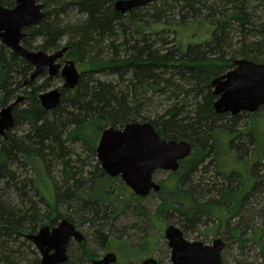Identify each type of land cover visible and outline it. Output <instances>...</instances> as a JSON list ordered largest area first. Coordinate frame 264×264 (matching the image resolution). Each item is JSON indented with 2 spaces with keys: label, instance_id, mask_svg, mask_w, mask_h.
<instances>
[{
  "label": "trees",
  "instance_id": "obj_1",
  "mask_svg": "<svg viewBox=\"0 0 264 264\" xmlns=\"http://www.w3.org/2000/svg\"><path fill=\"white\" fill-rule=\"evenodd\" d=\"M39 1L43 18L23 30L22 45L52 52L65 41L64 60L85 69L45 110L38 95L59 76L23 85L31 65L0 42V108L24 97L0 135V264H41L24 235L62 218L87 224L102 246L125 214L150 219L144 197L117 187L96 158L101 131L129 122L192 145L159 182L164 216L183 233L219 219L242 245L235 218L245 205L259 203L264 219V116L217 113L211 80L236 59L264 63V0H153L124 13L115 0ZM200 24L211 26L210 38L184 49L179 29ZM257 229L250 238L259 243L264 222Z\"/></svg>",
  "mask_w": 264,
  "mask_h": 264
},
{
  "label": "water",
  "instance_id": "obj_2",
  "mask_svg": "<svg viewBox=\"0 0 264 264\" xmlns=\"http://www.w3.org/2000/svg\"><path fill=\"white\" fill-rule=\"evenodd\" d=\"M153 0H115L114 8L122 13L134 7L144 6ZM44 15V5L39 0H15L12 7L0 4V42L31 65L29 75L23 81L27 86L40 75L62 78L61 88L39 93L38 100L45 110L54 108L60 99V89L76 87L80 73L73 60L60 59L68 47L52 52L30 50L21 41L23 30L37 25ZM212 92L216 96L213 107L217 113L235 115L239 112L253 113L264 107V63L248 59H236L232 68L211 80ZM24 97L18 96L0 108V135L5 137L13 127L12 108ZM192 145L185 140L165 139L149 122H129L121 128L112 126L101 131L96 158L100 167L110 177H119L131 191L141 197L150 192H159L160 183L154 180L157 171L174 172L179 162L190 155ZM164 237L171 249L173 264H221V251L225 245L221 238L211 244L188 241L182 230L173 224L166 227ZM36 248L41 264H59L66 259V245L70 238L78 242L83 234L69 220L62 218L57 225L42 226L34 234L24 235ZM114 258V256H111ZM107 260L94 264H107ZM143 264H146L143 263Z\"/></svg>",
  "mask_w": 264,
  "mask_h": 264
},
{
  "label": "rangeland",
  "instance_id": "obj_3",
  "mask_svg": "<svg viewBox=\"0 0 264 264\" xmlns=\"http://www.w3.org/2000/svg\"><path fill=\"white\" fill-rule=\"evenodd\" d=\"M211 30V26L207 24H200L195 28L186 27L184 29H179L183 48L185 49L188 44L200 43L208 40L211 36ZM63 44H65V41H62L61 45ZM76 68L78 72L81 73L85 69V66L76 63ZM46 76V72L40 75L35 80L36 85L41 84L46 79ZM62 83V78H54L44 91L53 88H61ZM257 111L260 116H264V107H260ZM261 120L263 125L264 120ZM167 175L168 172L166 171H157L153 177L154 180L160 182L165 179ZM116 178L117 180H115L114 184L117 187H121L124 183L119 177ZM128 190H130V188H128ZM160 199L161 197L158 192H151L148 196L144 197L140 204L143 209H146L148 213L151 214L150 219L143 221L139 220L131 213L125 214L116 221L114 231L111 232L109 237H107L103 246L100 245L99 241L93 237L92 230L87 224H82L80 222L75 223L78 229L86 236L87 241L85 243V247L87 249H92L96 255H100L101 251L107 249L119 250L121 251V257H123L121 259V263L126 264L125 259L128 257L130 259L132 258L129 255V252L126 253L124 251V247L122 245L129 243L130 246H134L135 243H138L137 245L139 246V244L142 243L144 245L142 246L143 249H139L132 254L134 264L149 251L154 253L153 255L159 259L160 264H169L170 249L164 238V232L168 225H178L176 224V220L173 216H164L162 210L158 208ZM261 207L262 206H260L259 203L251 200L240 212L243 219L241 220L239 218H235L236 222L238 221L241 225H243V227H245L244 234L242 235V245H240L238 241H234L227 237L225 234L227 226H225L219 219H211L210 221H207L206 226L200 225L196 231L183 233L184 237L188 241H201L205 244H211L214 239L221 238L225 243L221 251V264H264V235L261 237L259 243L254 242L250 238L252 229L258 230V224L264 222V219L262 218L263 213L259 212V208ZM62 210L64 215L69 214L64 207H62ZM228 226L230 227L231 224ZM137 240L138 242H136ZM68 253L71 257V261L75 263L80 261L81 264H87L81 259V252L77 249L76 244L72 243L70 245ZM30 260H32L31 257Z\"/></svg>",
  "mask_w": 264,
  "mask_h": 264
},
{
  "label": "flooded vegetation",
  "instance_id": "obj_4",
  "mask_svg": "<svg viewBox=\"0 0 264 264\" xmlns=\"http://www.w3.org/2000/svg\"><path fill=\"white\" fill-rule=\"evenodd\" d=\"M63 46H66V45H62L61 47H63ZM65 54V53H64ZM65 60H64V56L60 59V62L61 63H63ZM151 193V192H150ZM149 193V194H150ZM148 194V195H149ZM148 195H146V196H148ZM145 196V197H146ZM58 223V222H57ZM57 223L55 224V225H57ZM55 225H53V226H55ZM53 226H51V227H53ZM76 228L78 229V227L76 226ZM79 230V229H78ZM80 231V230H79ZM81 232V231H80ZM82 234H83V232H81ZM184 235V234H183ZM83 236H84V240L82 241V242H78L77 240H75L74 238H70L69 240H68V243H67V245H66V259L63 261V262H61V263H59V264H81V262L79 261V262H77V263H75V262H73V261H71V257H70V255H69V253H68V250H69V248H70V245L72 244V243H74V244H76V247H77V249L81 252V254H80V257H81V259L82 260H84L87 264H94V261H99V260H107V259H112V260H110V261H108L107 262V264H122L121 263V259L123 258V257H121L122 255L120 254V252L121 251H119V250H112V249H107V250H103V251H101V254L100 255H96V253L92 250V249H87L86 247H85V243H86V241H87V239H86V236L83 234ZM165 238V237H164ZM166 240V239H165ZM136 242H138V240L136 241ZM166 242H167V240H166ZM212 243V242H211ZM138 243H135V245L134 246H130L129 245V243H127V244H123L122 246L124 247V251L127 253V252H129V255L131 256V258L132 259H130L129 257L128 258H126L125 260H126V264H134V260H133V257H132V254L133 253H135L137 250H139V249H143V247L142 246H144L142 243L141 244H139V246H141V247H139L138 245H137ZM168 245V244H167ZM34 246V245H33ZM119 247V246H118ZM169 247V246H168ZM35 248V247H34ZM36 249V248H35ZM118 249V248H117ZM169 249H170V247H169ZM37 251V250H36ZM38 252V251H37ZM39 254V253H38ZM154 253H152V252H147V254H145V255H143L142 256V258L138 261V262H136L135 264H143V263H145L146 262V264H160V262H159V259L155 256V255H153ZM114 256V258H112L111 256ZM123 255H125V254H123ZM40 257V256H39ZM169 264H173L172 263V259H171V249H170V263Z\"/></svg>",
  "mask_w": 264,
  "mask_h": 264
}]
</instances>
